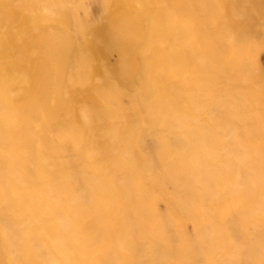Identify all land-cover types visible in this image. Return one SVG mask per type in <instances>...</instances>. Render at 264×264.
<instances>
[{
    "label": "rangeland",
    "instance_id": "1",
    "mask_svg": "<svg viewBox=\"0 0 264 264\" xmlns=\"http://www.w3.org/2000/svg\"><path fill=\"white\" fill-rule=\"evenodd\" d=\"M0 264H264V0H0Z\"/></svg>",
    "mask_w": 264,
    "mask_h": 264
},
{
    "label": "bare ground",
    "instance_id": "2",
    "mask_svg": "<svg viewBox=\"0 0 264 264\" xmlns=\"http://www.w3.org/2000/svg\"><path fill=\"white\" fill-rule=\"evenodd\" d=\"M200 259V258H199Z\"/></svg>",
    "mask_w": 264,
    "mask_h": 264
}]
</instances>
